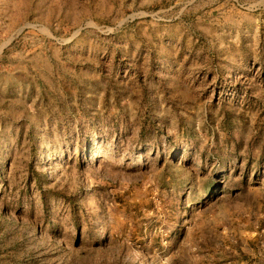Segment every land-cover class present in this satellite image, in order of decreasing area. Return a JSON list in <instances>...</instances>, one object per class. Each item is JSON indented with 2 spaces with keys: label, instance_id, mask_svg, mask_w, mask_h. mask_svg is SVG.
I'll return each instance as SVG.
<instances>
[{
  "label": "rangeland",
  "instance_id": "obj_1",
  "mask_svg": "<svg viewBox=\"0 0 264 264\" xmlns=\"http://www.w3.org/2000/svg\"><path fill=\"white\" fill-rule=\"evenodd\" d=\"M0 264H264V0H0Z\"/></svg>",
  "mask_w": 264,
  "mask_h": 264
},
{
  "label": "trees",
  "instance_id": "obj_2",
  "mask_svg": "<svg viewBox=\"0 0 264 264\" xmlns=\"http://www.w3.org/2000/svg\"><path fill=\"white\" fill-rule=\"evenodd\" d=\"M139 135H140V137H141V138H140V141L143 142V141H144V139H143V132H141V134H139Z\"/></svg>",
  "mask_w": 264,
  "mask_h": 264
}]
</instances>
